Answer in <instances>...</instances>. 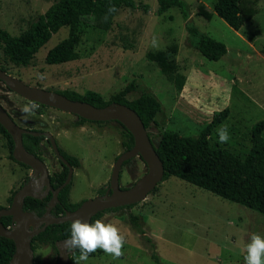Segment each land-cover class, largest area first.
Wrapping results in <instances>:
<instances>
[{
    "label": "rangeland",
    "instance_id": "obj_1",
    "mask_svg": "<svg viewBox=\"0 0 264 264\" xmlns=\"http://www.w3.org/2000/svg\"><path fill=\"white\" fill-rule=\"evenodd\" d=\"M55 0H0V27L18 35ZM188 19L177 7L157 14V0H135L136 9L120 8L107 30L79 23L74 30L75 60L47 64L45 55L67 37L69 27L60 28L39 48L26 66L10 62L0 49V65L5 72L23 82L51 90H73L88 98L108 100L130 81L136 83L128 99L144 91L161 102L162 111L146 130L157 144L165 130L182 136H195L222 109L227 116L215 126L208 142L244 157L249 151L251 128L264 121V0H246L254 13L238 30L230 27L213 10L216 0H184ZM212 12L210 19L197 14L198 6ZM142 5H147L145 11ZM221 41L226 53L209 60L187 41L186 23ZM153 36L159 47L151 45ZM163 52L170 73L161 72L150 53ZM42 77V78H38ZM28 100L9 90L0 81V104L22 127L23 119L34 129L49 131L61 150L75 155L80 165L74 168L69 198L80 202L100 195L107 188L116 157L124 151L123 128L116 121L84 122L76 116L50 107H39L33 115L21 108ZM227 125L230 140L218 143L217 128ZM264 139V127L261 132ZM47 150L49 171L60 168ZM0 135V206L8 205L11 190L30 174L8 157ZM146 172L138 157L122 165L119 184L126 187ZM154 190V189H153ZM130 208L102 214L100 219L116 225L126 237L119 259L102 250L91 254L86 264H244L242 248L252 233L264 236V214L215 195L176 176L161 181L155 191ZM139 215L145 235L129 220ZM150 239V241H148ZM57 255L50 246L37 247L34 264H55ZM74 259L70 264H74ZM84 264V262H82Z\"/></svg>",
    "mask_w": 264,
    "mask_h": 264
},
{
    "label": "trees",
    "instance_id": "obj_2",
    "mask_svg": "<svg viewBox=\"0 0 264 264\" xmlns=\"http://www.w3.org/2000/svg\"><path fill=\"white\" fill-rule=\"evenodd\" d=\"M245 1L246 0H216L213 10L230 27L234 30H238L254 13V9L244 6ZM157 4V14H163L167 9L174 6L181 11L186 19L189 17L187 14V4L184 0H157ZM110 5H114L117 11L122 7L129 9L137 8L135 0H55L18 35H11L0 27V49L3 55L13 64L26 66L34 58L39 48L42 47L53 34L60 28L67 26L69 27L67 37L57 42L47 51L45 62L47 64H59L75 60L78 58V53L73 50L75 42L74 30L79 23H86L100 30L109 29L112 19L117 13L116 11L108 15V7ZM142 7L145 11L148 10L147 5H142ZM197 14L205 19H210L212 16V12L206 10L202 4L198 6ZM106 15H108L107 20H105ZM185 28L189 46L196 49L205 58L209 60H218L226 53V46L223 42L201 32L192 22L188 21ZM261 53L264 56V49L261 50ZM149 58L157 62L161 72L167 75L170 73V65L167 63L163 52L150 53ZM0 68L4 70L1 65ZM135 89L136 83L130 81L119 91L113 93L108 100H104L101 97L88 98L73 90L55 91L63 94L69 99L86 101L96 107H102L111 102L124 104L138 114L145 129H147L152 123H155V116L162 111V105L155 95L148 91L142 92L133 99H128L127 95L135 91ZM40 106L47 107L42 104H40ZM227 113V108L219 111L211 121L201 129L199 134L195 136H182L173 130H165L162 132L157 144H153L164 167L162 181L169 176H176L215 195L264 214V139L261 137L264 121H258L252 126V145L247 154L244 157H240L227 149L212 147L208 142V136L212 129L227 116ZM77 118L84 122H97L89 121L81 117ZM23 122L27 124V128L40 131L39 129L32 128L30 126L31 122L27 119H23ZM117 123L120 124L119 122ZM121 127L123 128L122 146L124 150H127L133 145V137L124 126L121 125ZM0 135L7 144L9 151L8 157L20 166L29 169L27 165L16 161L12 157L13 140L1 124ZM43 140H45V137L42 135L34 136L28 133L22 134L24 148L30 154L37 156L45 162L47 150L42 143ZM47 146H50L49 143ZM59 151L71 166L78 167L80 165V161L75 155L68 154L60 148ZM56 160L60 168L49 173V180L52 188H56L62 184L67 174V167L63 165L59 159L56 158ZM130 160L125 161L123 165ZM28 178L29 175L21 181L19 186ZM70 188L71 182L59 190L57 202L51 208V214L57 216L66 211H72L80 204L81 201L75 203L70 201ZM155 190L156 187L153 191ZM15 191L16 189L10 191V195L7 197L8 205ZM103 192L104 190L100 191V194ZM51 196L52 193L48 192L43 198L26 197L24 199L23 209L29 210L35 215L40 216L45 211V207L51 199ZM133 205L135 204L110 208L98 212L91 218L90 223L94 222L96 219H100L105 212L116 211L121 208H130ZM1 207L2 206H0V208ZM0 220L4 226L10 224V216H2ZM129 220L140 233L145 235L141 227L139 215H130ZM70 225V221L48 225L44 230L32 237L31 247L33 251H35L37 247L50 246L54 254L57 255L55 242L70 237ZM148 241H150V239H148ZM13 252V241L0 236V264H9ZM75 255H79L78 250ZM73 258L75 257L71 256V260ZM151 258L156 264H160L157 254L152 253Z\"/></svg>",
    "mask_w": 264,
    "mask_h": 264
},
{
    "label": "water",
    "instance_id": "obj_3",
    "mask_svg": "<svg viewBox=\"0 0 264 264\" xmlns=\"http://www.w3.org/2000/svg\"><path fill=\"white\" fill-rule=\"evenodd\" d=\"M0 81L9 90L28 101H35L38 104L70 113L89 121H117L133 137L132 147L122 151L116 157L110 173L109 186L105 192L81 201L72 211H66L56 216L51 214V208L57 202L59 190L70 182L73 167L60 153L55 138L49 131H34L20 126L0 104V124L13 140L12 157L16 161L27 165L31 171L29 178L12 195L10 204L0 208V218L2 216H10V224L8 226H4L0 220V236L11 239L14 243V252L9 264H34V251L31 247V239L48 225L65 221L72 222L76 218L90 223L91 218L98 212L138 203L162 181L164 174L162 161L158 157L140 117L130 107L117 102L96 107L86 101L72 100L55 90L29 85L19 78L6 73L1 68ZM23 133L45 136L54 155L67 167L66 178L58 187H51L46 163L37 156L30 154L24 148L22 142ZM136 156L145 164L146 172L129 187L120 188L119 174L121 166L125 161ZM48 192H51L52 196L42 215L37 216L31 211L23 209L26 197L43 198ZM66 239L55 242L57 249L55 264L71 263V255H66L63 248V242Z\"/></svg>",
    "mask_w": 264,
    "mask_h": 264
},
{
    "label": "clouds",
    "instance_id": "obj_4",
    "mask_svg": "<svg viewBox=\"0 0 264 264\" xmlns=\"http://www.w3.org/2000/svg\"><path fill=\"white\" fill-rule=\"evenodd\" d=\"M116 11L117 8L114 5L108 7V15ZM108 15L105 16V20ZM151 45L154 48L159 47L158 39L155 36L152 38ZM39 107L37 102L30 101L21 108V111L26 116L33 115ZM216 132L218 143H228L230 135L227 125H221ZM125 243L126 237L116 225L106 223L102 219L88 223L76 218L71 222L70 237L63 242V248L66 255L75 257L74 264H82V262L86 264L89 256L98 250H102L113 259L121 258L124 255ZM77 250L78 256L75 255ZM242 253L244 254V264H264V236L252 233L248 242L244 244Z\"/></svg>",
    "mask_w": 264,
    "mask_h": 264
},
{
    "label": "flooded vegetation",
    "instance_id": "obj_5",
    "mask_svg": "<svg viewBox=\"0 0 264 264\" xmlns=\"http://www.w3.org/2000/svg\"><path fill=\"white\" fill-rule=\"evenodd\" d=\"M39 105H40V104H39ZM47 107H48V106H47ZM50 108H51V107H50ZM53 109H54V108H53ZM56 110H57V109H56ZM72 115H73V114H72ZM10 116H11V115H10ZM74 116H76V115H74ZM76 117H78V116H76ZM13 120H14V119H13ZM14 121H15V120H14ZM15 122H16V121H15ZM97 122H99V121H97ZM101 122H103V121H101ZM16 123H17V122H16ZM17 124H18V123H17ZM25 128H26V129H29V128H27V127H25ZM30 130H32V129H30ZM39 130H40V131H47V130H42V129H39ZM42 136H43V135H42ZM44 137H45V136H44ZM53 137H54V136H53ZM54 138H55V137H54ZM55 141H56V139H55ZM45 142H46V143H47V142L49 143V141L46 139V137H45ZM48 143H47V144H48ZM56 143H57V142H56ZM49 145H50V144H49ZM57 146H58V144H57ZM49 148H50V150H51V147H50V146H49ZM58 149H59V146H58ZM51 151H52V150H51ZM52 152H53V151H52ZM53 154H54V153H53ZM54 156H55V155H54ZM55 157H56V156H55ZM56 158H57V157H56ZM46 165H47V164H46ZM122 165H123V164H122ZM72 167H73V166H72ZM74 168H75V167H73V172H74ZM48 171H49V169H48ZM52 172H53V171H51V172L49 171V173H52ZM72 175H73V174H72ZM65 178H66V177H65ZM71 178H72V177H71ZM119 178H120V174H119ZM49 181H50V180H49ZM70 182H71V180H70ZM132 184H133V183H132ZM132 184H131V185H132ZM119 185H120V184H119ZM108 186H109V183H108ZM108 186H107V188H108ZM129 186H130V185H129ZM129 186L122 187V186L120 185V188H127V187H129ZM107 188L104 189V192H105V190H106ZM104 192H103V193H104ZM103 193H102V194H103ZM100 195H101V194H100Z\"/></svg>",
    "mask_w": 264,
    "mask_h": 264
}]
</instances>
